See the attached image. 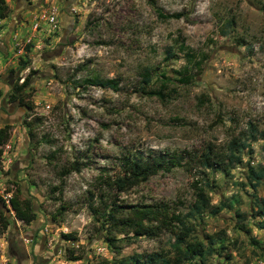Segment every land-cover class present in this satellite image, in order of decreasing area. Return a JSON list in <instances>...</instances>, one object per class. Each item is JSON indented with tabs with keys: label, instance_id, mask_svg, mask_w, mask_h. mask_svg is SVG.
Returning a JSON list of instances; mask_svg holds the SVG:
<instances>
[{
	"label": "rangeland",
	"instance_id": "obj_1",
	"mask_svg": "<svg viewBox=\"0 0 264 264\" xmlns=\"http://www.w3.org/2000/svg\"><path fill=\"white\" fill-rule=\"evenodd\" d=\"M4 2L0 126L8 124L10 133L1 148L0 194L19 189L35 219L24 224L5 211L9 224L0 235V264H116L132 254L168 251L176 224L153 238L126 234L130 238L118 242L114 254L97 231L101 217L95 220L88 205L100 211L102 201H168L183 216L194 197L190 184L202 171L196 157L208 147L225 152L231 139L243 143L239 162L226 171L205 169L201 176L210 203L226 207L184 221L200 240H222L230 255L208 256L204 264H264V230L255 227L263 218L257 202L264 187L247 178L248 167L264 165V140L250 130L264 127V0ZM157 13L179 17L161 19ZM41 14H53L55 27ZM185 51L201 59L199 68ZM143 68L163 97L139 89ZM184 68L191 78L186 84L176 74ZM160 73L168 78L162 86ZM24 77L31 110L7 99ZM111 78L118 82L114 90L89 82ZM24 119H34L33 140ZM147 151L181 155L182 164L126 192L110 187L125 158ZM63 233L73 239H62ZM70 252L77 259L69 260Z\"/></svg>",
	"mask_w": 264,
	"mask_h": 264
},
{
	"label": "trees",
	"instance_id": "obj_2",
	"mask_svg": "<svg viewBox=\"0 0 264 264\" xmlns=\"http://www.w3.org/2000/svg\"><path fill=\"white\" fill-rule=\"evenodd\" d=\"M8 12V6L4 0H0V19L6 17ZM161 19H168L171 17L178 18L179 14H161L157 13ZM185 49V48H184ZM169 50V49H167ZM180 50H183L181 45ZM184 55L188 62L193 61L197 68H199L200 60L194 59V54L185 51ZM169 56L173 54L169 51ZM189 69H192L190 66ZM189 69L184 68L182 71H177V81L181 83H188L191 78L190 74H186L185 71ZM164 73H160V76L164 77ZM143 85L139 89L147 95H156L163 97L161 89L151 88V75L149 69L143 68L141 72ZM167 77L161 80V86L166 83ZM90 84H97L99 86H106L111 89H116L117 80L114 78L103 80H90ZM28 83V77H24L20 83H14L11 92L8 94V101H17L20 106H23L26 110H31L32 105L26 99L27 93H24V88ZM34 120V119H33ZM33 120H25L24 125L26 128L27 137L30 140L34 139L33 133ZM250 126V125H249ZM250 130L256 133L255 137L264 140V127L260 130L250 126ZM10 133V126L4 124L0 126V158L2 152V146L7 142ZM243 143L239 144L237 139H231L227 143V150L225 152H217L212 148L203 150L196 158L197 162L201 165L202 171L199 178H195L190 186L194 192L192 203L188 207V211L185 215L180 216L177 212L176 205L168 201H153V202H134L130 204H118L114 200L107 202L102 201L100 211L97 208L88 205L89 210L95 220L101 217L102 221L99 223L97 231H103L102 238L107 248L114 254H119L120 245L128 238L134 237H156L161 231L167 230L171 226L176 224L178 227V233L175 236L174 242L168 251H150L140 254H132L127 257H121L116 264H183L189 260L197 259L198 264H204V260L208 256L222 255L225 259H229V253L225 252V245L222 240L215 241L212 235L206 236V242L197 238L192 234L191 228L185 223L184 218L189 216H201L203 213L208 215H216L220 210L226 207L224 203L213 204L210 203L209 195L206 192L208 186L202 181V175H204L205 169H221L226 171V167H232L239 162L238 152ZM183 157L181 155H169L167 152H154L147 151L140 155H133L129 158H125L122 162V168L118 175L114 176L110 182L111 186L118 193L126 192L131 187L138 183L145 181L151 175L158 173L161 170H168L172 166H181ZM1 161V160H0ZM189 169V168H188ZM1 170V164H0ZM77 170V169H74ZM247 178L253 180L252 186L261 184L264 187V165L258 166L257 169L252 167L247 168ZM12 211L13 217L16 220L24 224L35 219V212L32 209L30 201L21 196L19 189H14L10 192V195L4 197L0 194V235L6 230L9 219L5 214V211ZM258 215H262L263 218L255 225L257 229L264 230V198H261L257 202ZM235 216L244 217L243 213L234 211ZM97 216V217H96ZM98 220H100L98 218ZM97 220V221H98ZM246 234L248 229L240 226ZM131 233L130 237L126 234ZM115 234L122 235L119 238L115 237ZM61 238L64 240H72L73 237L70 233L61 234ZM251 244H255L256 241L253 238L249 239ZM215 243V245H214ZM69 253V260H75L77 257ZM106 260H102L99 264H110Z\"/></svg>",
	"mask_w": 264,
	"mask_h": 264
},
{
	"label": "built area",
	"instance_id": "obj_3",
	"mask_svg": "<svg viewBox=\"0 0 264 264\" xmlns=\"http://www.w3.org/2000/svg\"><path fill=\"white\" fill-rule=\"evenodd\" d=\"M39 19H43L44 20V23H47L48 25H52L53 27H55L56 25V22L57 20L55 19V17L53 16V14H46V15H43L41 14L40 17L38 16ZM1 23V22H0ZM37 22H35L33 24V27L35 28L37 26Z\"/></svg>",
	"mask_w": 264,
	"mask_h": 264
},
{
	"label": "flooded vegetation",
	"instance_id": "obj_4",
	"mask_svg": "<svg viewBox=\"0 0 264 264\" xmlns=\"http://www.w3.org/2000/svg\"><path fill=\"white\" fill-rule=\"evenodd\" d=\"M14 102H16V105L18 106V107H23V106H20L19 104H18V102L17 101H14ZM25 109V108H24Z\"/></svg>",
	"mask_w": 264,
	"mask_h": 264
}]
</instances>
